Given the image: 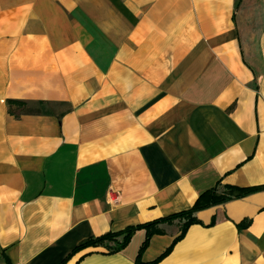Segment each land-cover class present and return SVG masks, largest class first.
I'll return each instance as SVG.
<instances>
[{
  "label": "crops",
  "instance_id": "obj_1",
  "mask_svg": "<svg viewBox=\"0 0 264 264\" xmlns=\"http://www.w3.org/2000/svg\"><path fill=\"white\" fill-rule=\"evenodd\" d=\"M260 186L264 0H0V264H264Z\"/></svg>",
  "mask_w": 264,
  "mask_h": 264
},
{
  "label": "trees",
  "instance_id": "obj_2",
  "mask_svg": "<svg viewBox=\"0 0 264 264\" xmlns=\"http://www.w3.org/2000/svg\"><path fill=\"white\" fill-rule=\"evenodd\" d=\"M230 190L234 191V190H236V188H230ZM259 191H264V186L243 188V189H241V193L237 197L241 198V197H244L246 195H250V194H253V193H256ZM229 199L230 198L226 199L224 196L217 195L216 190H209V191L205 192L204 194H202L200 196V198L198 199V201L196 202V204L188 211H184V212H181V213L169 216V217H165V218H159V219L153 220L151 222H148V223H145L142 225L131 226V227H128L127 229H125L121 232H117V233L108 232L102 236L90 238L86 242L75 247L72 250V252L68 255V257L66 258L65 261H68L77 253H80L81 251H84L88 248H97V247H101V246H106L107 244L105 245V243H107V242H114L115 247L112 249L114 251H121L122 249H124L129 244L130 240L132 239V237L136 233V231H138L140 229H148V233H149L148 235L150 237V235L157 232L155 227L158 224L173 223V221H175L179 218H187V220H188L187 223L189 224L192 222V220H194V214L197 213L198 211L206 209L210 206H214V205H217L220 203H224V202L228 201ZM120 237H122V240L119 242L118 239ZM148 241H149V239L147 238L145 240V242L142 244L141 250H140L141 252L146 248Z\"/></svg>",
  "mask_w": 264,
  "mask_h": 264
},
{
  "label": "rangeland",
  "instance_id": "obj_3",
  "mask_svg": "<svg viewBox=\"0 0 264 264\" xmlns=\"http://www.w3.org/2000/svg\"><path fill=\"white\" fill-rule=\"evenodd\" d=\"M180 220H187V218H179ZM122 240V237H120L118 239V241L120 242ZM110 243H112V245H109ZM107 244V245H106ZM106 246H101V247H105V249H112L113 247H115V243L114 242H107L105 243Z\"/></svg>",
  "mask_w": 264,
  "mask_h": 264
}]
</instances>
